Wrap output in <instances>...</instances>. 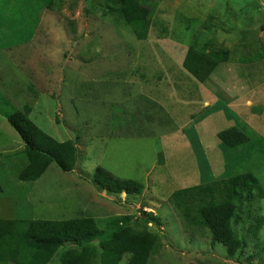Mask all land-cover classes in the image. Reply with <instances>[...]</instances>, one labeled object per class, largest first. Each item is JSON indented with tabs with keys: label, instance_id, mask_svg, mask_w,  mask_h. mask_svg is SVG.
<instances>
[{
	"label": "rangeland",
	"instance_id": "rangeland-1",
	"mask_svg": "<svg viewBox=\"0 0 264 264\" xmlns=\"http://www.w3.org/2000/svg\"><path fill=\"white\" fill-rule=\"evenodd\" d=\"M47 6V0H0V219L63 220L88 212L103 220L104 239L118 218H137L144 210L161 219L159 229L147 226L160 244L149 264H264V198L244 203L237 231L246 247L233 259L221 245H211L205 229L188 225L169 204L172 194L197 182L196 162L206 156L208 145H199L196 124L209 117L208 140L214 139L234 124L229 114L224 116L227 106L251 142L237 149L221 147L220 160L213 165L219 162L222 172L227 169L226 179L253 174L264 189V152L256 159L259 151L253 137L264 140V59L252 65L238 61L239 47L248 48L255 36L264 42L263 28L254 33L264 24V0H151L154 25L145 41L135 38L118 13L104 14V0H61L58 11ZM212 11L226 27L245 26L255 36L248 33L240 40L219 36L234 60L220 65L203 86L182 68L189 33L178 26L184 18H176L183 13L186 19L200 21L201 27ZM161 25L167 29L165 35L160 34ZM10 45L14 46L7 49ZM4 76L10 78L4 81ZM25 105L31 111L29 119L59 142L68 139L65 128L84 141L97 134L131 133L133 139L147 138L140 151L129 150L132 157L141 155L144 160L155 145L154 137L146 135L151 126L156 134L166 128L164 133L173 134L163 144L173 151L159 155L154 163L162 166L149 178L140 170H122L121 178L140 181L144 188L140 196L121 194L118 202L92 180L95 168L105 165L104 152L93 146L85 149L81 141L76 144L72 173L51 165L39 180L23 183L17 179L23 145L5 116ZM127 123L132 131L125 130ZM15 157V162L9 161ZM199 171L205 174L203 168ZM252 193L257 197L256 191ZM258 218L263 224L254 237L251 228ZM136 224L132 228L140 229ZM98 243L97 238L92 241L95 247ZM58 256L50 264L59 262Z\"/></svg>",
	"mask_w": 264,
	"mask_h": 264
},
{
	"label": "trees",
	"instance_id": "trees-1",
	"mask_svg": "<svg viewBox=\"0 0 264 264\" xmlns=\"http://www.w3.org/2000/svg\"><path fill=\"white\" fill-rule=\"evenodd\" d=\"M150 1L104 0V14L118 13L119 18L128 26L135 38L138 41H145L154 25L153 11L148 6ZM47 2V9L59 10L61 0H47ZM35 7L37 8L38 4ZM211 15L213 16H208L201 27H199L200 21L197 23L194 18L186 19L183 13H178L176 18L177 20L184 18V22L178 26L189 33V41L181 62L182 68L203 86L211 80L220 65L234 60L231 51L220 42V37L240 40L248 33L255 36L260 33V29H264V24H261L257 31H254L255 34L245 26L233 30L231 26L226 27L214 18V14ZM38 22L36 21L35 24ZM193 24L194 28H192ZM159 29L161 35L167 33V29L162 25ZM255 37L248 48L239 47L238 61L243 65L256 64L264 59V42ZM17 44L19 43L14 45ZM244 51L246 54L241 60ZM262 68L264 71V64ZM7 78L4 76V81ZM153 104L155 105L153 107L159 108L154 102ZM226 110L227 114L224 116L227 117L229 114L228 119L234 124L228 129L219 131L214 140L217 139L220 148L237 149L244 145L248 146L251 142L249 136L238 127L242 122L228 107ZM30 112V108L25 105L21 109H16L11 115L5 116L7 123L23 145V150L20 151L22 167L18 170V175L16 173L17 179L23 183L35 182L51 165H55L64 173H72L76 164L75 146L69 138L59 142L38 128L29 119ZM121 122L122 120L118 125L122 128ZM130 126L127 123L125 130L132 131ZM253 137L257 141L255 148L257 147L259 151L256 159L262 158L264 140L257 135ZM76 141L79 142L78 136ZM204 152L206 153L205 150ZM206 157L207 154L205 158L203 157L202 163L196 162L197 173L200 174L199 167L205 172L203 175L198 174L197 185L172 194L169 204L179 212L188 225L195 223V226L205 229L210 235L211 245H221L229 259L240 257L246 247L245 241L239 238L237 231L242 219V207L244 203H250L255 198H264L263 184L259 183V178L257 179L253 174H241L226 179L227 169L222 172L221 163L213 165L212 162L210 165ZM16 159L17 157L9 161L15 162ZM92 180L98 190L115 195L117 202L121 194H125L126 197L140 196L144 188L140 182L121 179L100 166L95 168ZM253 191L257 192V197L252 193ZM255 221V225L251 228L254 237L262 226L263 219L258 218ZM102 223L103 220L94 218L88 212H81L76 218L63 220L0 219V264H50L59 253V262L56 261V264H122L124 259H126L125 264H149L151 258L157 254L159 239L147 230L148 225L154 226L155 229L161 226V219L153 212L140 210L137 218H118L111 228L113 232L104 239H100ZM135 224L136 227L141 225L140 229H133L132 226ZM96 238L99 239V243L95 247L92 241Z\"/></svg>",
	"mask_w": 264,
	"mask_h": 264
},
{
	"label": "crops",
	"instance_id": "crops-1",
	"mask_svg": "<svg viewBox=\"0 0 264 264\" xmlns=\"http://www.w3.org/2000/svg\"><path fill=\"white\" fill-rule=\"evenodd\" d=\"M208 119L209 117L203 118L196 124L197 133L195 136L198 139L199 145H204V146L208 145V147H205L206 154L208 155L206 159L210 162V165H212L213 164L212 162L220 160L221 148H220V145L217 139H216L217 143L213 138L212 140H208L209 133H210V131L207 130L209 126L206 125V120ZM137 125L143 126L142 124H137ZM150 128L152 129V131L146 133V135H149V137L150 136L154 137L153 141L155 145L153 149L150 150L151 153L148 155L147 159L145 158L144 160L142 159L141 155L136 156L134 158L129 153V150L132 152H136V151H140L142 147H145L144 140L147 138L145 137L142 140H140L139 139L140 135L138 138L133 139V134L131 133L127 134L125 137H123L122 135L121 136L114 135L116 137H112V136H107L104 134L103 135L97 134V136H95L96 138H91L88 141H84L83 137H80L79 141H81L84 144L85 149L93 146V149L95 151L102 150L104 152L103 160L105 159L104 163L106 165V166L103 165V167L105 168V170H108L109 172L113 173L115 176L121 178L120 175H121L122 170L133 169L135 171L140 170L141 172L145 173L144 174L145 176L150 177L151 176L150 173L153 169L162 166V164H158L157 161H156V164L154 163L155 160H159V155L161 156L160 158H162V156L165 153L173 151L170 149L169 151H167L165 148H163V144L165 143L166 139L169 136H172L173 134L164 133L167 130V128L163 129V132L160 131L161 134H156L157 133L156 129L152 128L151 126ZM206 141L207 143L205 144ZM209 144L211 145L210 147H209ZM117 156L119 157L118 162L115 160ZM121 179H125V178L122 177ZM194 185H197V182L191 186H194Z\"/></svg>",
	"mask_w": 264,
	"mask_h": 264
},
{
	"label": "water",
	"instance_id": "water-1",
	"mask_svg": "<svg viewBox=\"0 0 264 264\" xmlns=\"http://www.w3.org/2000/svg\"><path fill=\"white\" fill-rule=\"evenodd\" d=\"M67 136L69 137L70 141L72 142L73 145L76 144V138H75V134L74 132H72L71 130L65 128Z\"/></svg>",
	"mask_w": 264,
	"mask_h": 264
},
{
	"label": "clouds",
	"instance_id": "clouds-1",
	"mask_svg": "<svg viewBox=\"0 0 264 264\" xmlns=\"http://www.w3.org/2000/svg\"><path fill=\"white\" fill-rule=\"evenodd\" d=\"M73 132V131H72ZM75 134V133H74ZM69 138V137H68ZM75 138H76V135H75ZM78 142L76 141V144H77ZM76 144L74 145L75 146V148H76Z\"/></svg>",
	"mask_w": 264,
	"mask_h": 264
}]
</instances>
